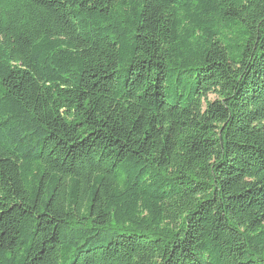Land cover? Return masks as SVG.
I'll return each mask as SVG.
<instances>
[{
	"label": "trees",
	"instance_id": "1",
	"mask_svg": "<svg viewBox=\"0 0 264 264\" xmlns=\"http://www.w3.org/2000/svg\"><path fill=\"white\" fill-rule=\"evenodd\" d=\"M0 264H264V0H0Z\"/></svg>",
	"mask_w": 264,
	"mask_h": 264
},
{
	"label": "rangeland",
	"instance_id": "2",
	"mask_svg": "<svg viewBox=\"0 0 264 264\" xmlns=\"http://www.w3.org/2000/svg\"><path fill=\"white\" fill-rule=\"evenodd\" d=\"M209 98H210V100H214L215 99V97L212 96V95Z\"/></svg>",
	"mask_w": 264,
	"mask_h": 264
}]
</instances>
